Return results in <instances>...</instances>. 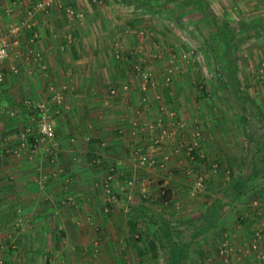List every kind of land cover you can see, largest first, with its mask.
Listing matches in <instances>:
<instances>
[{"label": "rangeland", "instance_id": "obj_1", "mask_svg": "<svg viewBox=\"0 0 264 264\" xmlns=\"http://www.w3.org/2000/svg\"><path fill=\"white\" fill-rule=\"evenodd\" d=\"M27 1L8 0L19 5L21 13L13 14L7 6L4 13L0 11V45L9 40L12 26L19 27V39L28 29V33L34 32L27 26L38 13L41 17L56 10L63 24L85 23L87 18V23L95 26L93 36L88 34L90 40L86 38L87 51H92L88 57L92 62H99V56L115 61L109 72H119L124 80L131 76L137 82V131L152 130V141H148L151 148L175 139L182 150L183 164L203 177L205 189H190L192 202L187 203L195 205L190 211L183 208L185 213L179 214L169 202H145L146 214H152L153 221L138 211L139 192H132V178L126 175L134 172L140 176L160 168L158 162H139L143 154H149L151 162V151L140 153L137 148V158L124 165L101 153L103 145L94 142L88 153L72 154V158L66 154L65 163L53 143L55 134L11 151L26 129L18 124L16 142L0 147V162L5 166L4 155L24 153L34 160L41 151L44 158L36 161V181L42 186L49 181L58 183L59 189L47 190L45 202H4L0 197V264H168L172 242L182 240L189 245L186 264H264L263 259L237 260L235 254L232 256L237 222L230 206L223 207L213 227L194 239L189 236L192 225L200 224L205 215L203 203L212 195L223 196L231 173L240 170L238 175H246L252 164L257 170L264 167V0H54L44 10L33 8L42 0ZM13 48L9 47V52ZM232 66L234 78L227 73ZM142 72L146 78L141 77ZM230 79L238 82L236 90ZM96 83L102 86L101 81ZM107 95L116 94L108 91ZM49 98L51 103L42 102L49 106L54 119V108L61 97L55 93ZM5 115L0 117V134L4 133ZM28 115L36 122L34 114ZM34 124L31 132L37 135ZM3 138L0 136V140ZM69 161L76 171L67 170ZM263 182L264 173L247 182L246 192L250 193L253 184ZM82 183L88 184L86 192L81 191ZM4 186L0 182V189ZM198 204L202 207H196ZM261 207H255V212ZM245 209L251 211L250 216H258L251 206ZM255 217L249 219L250 233L261 241L264 225ZM129 220L136 221L134 231L129 230ZM149 237L156 240V257L147 248Z\"/></svg>", "mask_w": 264, "mask_h": 264}, {"label": "crops", "instance_id": "obj_2", "mask_svg": "<svg viewBox=\"0 0 264 264\" xmlns=\"http://www.w3.org/2000/svg\"><path fill=\"white\" fill-rule=\"evenodd\" d=\"M6 6L13 11V14L20 12L19 5L14 6L8 0H0V11L4 13L8 10L4 9ZM39 14L32 18V22H29L32 24V30L37 32L36 40L28 43V37L31 35L28 33L30 29H28L27 33L21 35L19 46H14L15 48L9 52L10 55L0 61V65L3 66L0 67L5 72V80L0 89V103L6 114L5 128L2 130L4 133L0 134V136L4 135V138L0 140V147L3 144L10 145L16 142V126L18 124L31 128L36 123L30 119L28 114L32 112L24 107L23 99L30 97L34 100L51 103L49 97L56 93L61 97V101L54 108L55 137L53 143L56 144L55 148L60 160H65V163H68L66 154L69 155V158L73 157L72 154H85L92 149V145L95 143H98L99 147V144L103 145L100 147L101 153L123 161L124 165L132 164L134 158H137V148L140 153L141 151H151L153 163H160V168L139 173L140 176H135L134 172L126 174L132 178L129 183H133V185L132 188H129L134 194L139 192L137 193L139 200L136 201L141 202L140 207L150 200L157 204L169 202V206H175L179 214L185 213L183 208L190 211L195 205V203H187L192 202L193 193L190 192V189L199 174L187 169L189 167L186 166L187 163L183 164L182 150L175 139H171L168 144L162 142L159 146L151 148L148 141H152V130L148 131L142 128L139 132L137 131V82L132 81L131 76L127 79L125 77L126 80H124V76L117 75L119 72H109L111 71L110 67L115 66V61L99 56V62L97 60L92 62L91 56L88 57L92 51H87L86 38L90 40L87 35L93 36L92 32L95 26L88 24L87 18L85 23L63 24L60 22L61 19L58 20L60 12L56 10H51L46 16L39 17ZM61 35H63L62 38ZM109 62L112 63V66H109ZM99 65L101 67L107 65L108 71L107 67L102 70L97 68ZM117 68L119 69V67ZM96 80L101 81L102 86H98ZM127 81H131V84H128ZM118 86L120 88H117L116 95H107L108 91L111 93V90ZM7 110H11L9 114L12 116H9ZM4 111H0V117ZM148 134L149 136H147ZM41 140L44 139L40 138ZM68 145H70V149H68ZM9 156L4 155L5 166L0 162V182L5 185L0 189V197H3L4 202H45L48 197L47 190L53 188L54 191H57L59 189L58 183L52 185L49 184V181L48 185L42 186L41 182L36 181V175L39 173L37 167L39 163L36 161L39 158L41 162L44 158L43 152H38L34 160L29 159L31 156H27V153ZM2 157L0 154V161H3ZM125 169L131 171L129 167ZM67 170L76 171L77 167L71 165L69 161ZM238 171L240 170L231 173V178L238 175ZM205 176L207 175L204 174ZM148 177L151 178L150 181L147 179ZM87 185V183H82L81 191L86 192ZM161 188L169 190V199L166 201L162 198ZM208 189L210 190V187ZM249 190L250 193L246 192L247 194H243L230 205L234 211L233 221L237 222L235 223L237 232L233 233L235 246L232 256L235 254L237 260L240 257H244V259L255 257L264 261V240L262 238H260L261 241L253 239L250 233L252 228L249 219H254L255 216H250L249 212L251 211L245 209L251 206L253 212L258 215L255 219L259 221V224L264 225V210L261 207L264 206V182L260 185L253 184ZM132 192L131 195H134ZM214 197L215 195H212L211 199ZM204 203L205 206L206 202ZM259 206L261 209L255 212ZM153 207L155 206L153 205ZM196 207H202V204H198ZM171 211L174 212V208Z\"/></svg>", "mask_w": 264, "mask_h": 264}, {"label": "trees", "instance_id": "obj_3", "mask_svg": "<svg viewBox=\"0 0 264 264\" xmlns=\"http://www.w3.org/2000/svg\"><path fill=\"white\" fill-rule=\"evenodd\" d=\"M120 2L122 3H128L126 0H120ZM227 73L230 75V78H234L235 77V68L232 66L231 70H228ZM5 77L2 81V83L4 82ZM232 80H229V83L232 87L235 88L236 90V86L238 85V82H231ZM237 93L236 91L234 92V94ZM23 104V102H22ZM5 114V111L4 113ZM9 114V113H8ZM9 116H12L9 114ZM248 136V135H247ZM252 134H250L248 136V140L251 141L252 140ZM29 141L32 142L33 138H29ZM195 154V152H193ZM264 168V167H263ZM262 168V169H263ZM262 169H258L257 167L254 166L252 164L251 168H249L247 170V173H245L246 175L243 174H239V175H235L231 178V180L228 182V184L225 186L224 190L222 191V197L221 198H213L210 200V202L206 203V212H204V216L201 217V222L200 224H196V225H192L193 230L191 232H189V236H191L193 239L198 237L199 234H201L202 232H205L208 228L213 227L217 221L220 219V216L222 214L223 211V207L224 206H230L233 202H235L236 200H238L243 194H245L246 189H247V182L250 181L253 178L258 177L260 174H263L264 171H262ZM162 191V198L163 200H168L169 199V190L165 189V188H161ZM142 215H146L148 217V219H151L153 221L154 220V216L150 213L147 212L146 214V209L144 208V206L139 207V210ZM140 213V214H141ZM195 220H191V223H194ZM189 222V223H190ZM129 230L130 231H134L135 229V224L136 221L134 220H129ZM162 224V223H161ZM164 227L163 229H166V223H164ZM168 241L172 242V238L168 237L166 238ZM173 244H171V248L168 252V264H186V260L188 259V254H187V248L189 247L188 243L183 241L182 242H172ZM147 248L148 250H150V253L153 257H156L158 255V246L156 243V240L149 237L147 242ZM162 248H164V245L161 246Z\"/></svg>", "mask_w": 264, "mask_h": 264}, {"label": "built area", "instance_id": "obj_4", "mask_svg": "<svg viewBox=\"0 0 264 264\" xmlns=\"http://www.w3.org/2000/svg\"><path fill=\"white\" fill-rule=\"evenodd\" d=\"M54 0H42L39 2H36L33 6L35 9L44 10L47 6L51 5V3ZM68 10V9H67ZM71 13L72 10H68ZM28 28H31V24L27 26ZM19 32V27L12 26L9 30V34L11 35L9 40H3L0 45V61L4 60L9 53V47H14L19 44V38L17 36V33ZM37 32H32L31 35L28 37V43H32L36 40ZM141 77L146 78L147 74L145 72L139 73ZM5 77V72L3 69H0V84L2 83L3 79ZM111 93H115V90H111ZM23 105L24 107L31 111L36 119V128H37V135H34L33 132H31L30 127H26V129L20 133L19 140L17 143V146L14 145L10 148L11 151L17 152V150L21 149L24 146L29 145L30 141L29 138H33L36 143L39 141L40 138H52L55 134V124L54 119L52 118V114L50 112L49 106H47L46 103L34 100L32 98H25L23 99ZM0 111L3 112L4 109H2V106L0 105ZM7 113H10L11 110H7ZM31 136V137H30ZM150 161L149 154H143L139 158V162L141 164H152V160ZM202 188H204V181L202 176H197L194 180L193 184V192L200 191Z\"/></svg>", "mask_w": 264, "mask_h": 264}]
</instances>
